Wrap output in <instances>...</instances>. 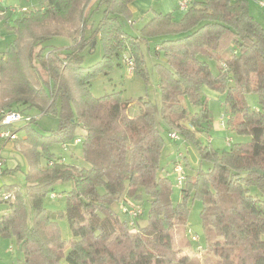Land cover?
Returning a JSON list of instances; mask_svg holds the SVG:
<instances>
[{"label":"trees","instance_id":"obj_1","mask_svg":"<svg viewBox=\"0 0 264 264\" xmlns=\"http://www.w3.org/2000/svg\"><path fill=\"white\" fill-rule=\"evenodd\" d=\"M134 1L39 0L40 8L16 17L1 12L15 38L0 51V132L24 145L28 173L25 194L10 186L0 197L10 205L0 215V236L16 238L26 264H264V26L250 14L249 0H193L179 20L155 12L130 35L123 23L134 22ZM61 37L71 45L49 44ZM156 38V54L165 58L156 66L160 108L141 100L140 114L131 117L130 102L119 93L92 95V81L126 53L133 73L146 77L142 43ZM98 42L102 61L85 67L82 51L94 52ZM204 87L225 98L228 131L250 142L228 140L230 148L221 153L201 143L212 127ZM253 93L257 108L247 101ZM185 100L198 110H187ZM12 113L22 121L5 124ZM46 115L58 117L48 133L37 128ZM78 129L85 131L82 138H76ZM171 133L181 140H171ZM167 137L194 144L200 161L187 173L177 205L170 179L160 174ZM78 139L87 166L49 153ZM184 165L188 172L186 155ZM59 183L72 189L64 212L56 214L44 200ZM191 199L203 203L204 247L187 234ZM134 206L142 213L131 220L123 208ZM58 217L67 219L73 235L68 253Z\"/></svg>","mask_w":264,"mask_h":264},{"label":"rangeland","instance_id":"obj_2","mask_svg":"<svg viewBox=\"0 0 264 264\" xmlns=\"http://www.w3.org/2000/svg\"><path fill=\"white\" fill-rule=\"evenodd\" d=\"M261 2L264 0H249V11L254 18H256L264 26V7L261 6ZM40 8L39 0H0V14L5 11L6 18L16 17L23 13L25 10ZM157 8V7H154ZM158 10V9H157ZM16 11V14L13 12ZM177 13V12H176ZM183 13H177L175 16L177 20L182 17ZM153 17H147L141 19L140 14H133L132 23L124 22V29L130 35L138 34L146 23ZM101 18V14H97L93 17V20L97 22ZM47 29H52L53 24H47ZM38 29V28H37ZM66 36V32L64 31ZM15 36L7 31L4 25V20L0 17V51H5L6 47L14 40ZM161 42V38L151 39L148 43H142V53L144 68L146 71V77L141 76L136 72L129 71V67L126 65L124 58L127 53L119 58H114L111 67L108 68L107 74H99L91 84V93L96 98H103L105 96L119 93L123 101H129L130 106L128 108V114L131 117H136L141 112L142 103L141 100H149L155 104L158 108L162 105V98L160 93V76L157 70V64H164V54H156V45ZM31 44V40L25 41L23 47L26 48ZM52 46L68 47L71 45V39L61 37L55 38L49 42ZM84 55V66L91 67L102 61L103 59V47L98 42L94 52H90V49L82 51ZM130 59V58H129ZM211 70L213 73L217 72V65L215 62H210ZM203 97L207 100V107L210 112V121L212 124L209 134H203L200 136V141L204 146H208L219 153L228 150L230 147L227 145V141L231 140L234 143H247L251 141L249 136H241L236 133H231L226 128V118L228 108L224 104V97L219 93L211 90L208 87L202 89ZM247 101L252 108L259 106V98L257 94L247 95ZM184 105L187 110L196 112L198 109L193 106L188 100L184 101ZM34 114V113H33ZM58 127V117L46 115L40 121H38L37 128L48 133L50 129H56ZM85 131L78 129L76 132V138H82ZM24 133L20 132V137H24ZM8 147V148H6ZM24 145L13 141H0V162L3 164L4 171L0 175V197L3 196L7 187L15 186L25 194L27 190L26 175L28 173V163L23 154ZM181 152L187 157L190 164V169L187 173H192L200 167L199 156L197 148L192 143H175L167 137V144L164 149L163 157L161 159V172L163 176H168L172 184V200L175 205L182 201L181 189L176 187V174L173 170V162L176 159V155ZM49 153L55 156H63L68 164H75L78 166H87L83 160V150L81 144L75 145L70 142L67 150L61 145H55L50 148ZM203 169H207V165L203 164ZM72 189L71 183H59L55 186L53 192L49 194L44 200L45 208L52 213L60 214L64 212L66 206L67 193ZM55 195V198L52 197ZM146 199V198H145ZM188 217H187V234L190 238L198 237L201 241V245H206V235L201 218V212L203 209V203L201 200H189L188 203ZM9 204L6 202H0V215L5 213L9 208ZM119 210L120 205H115ZM144 210L148 211L149 203H143ZM58 227L60 230L62 240L66 241L65 253H68L70 249L69 241L72 239V232L69 227V223L65 217L57 218ZM144 224V223H142ZM180 234L175 232V241H178ZM196 242H192L191 248L196 247ZM12 249L10 252L9 249ZM191 250V249H190ZM189 251H186V253ZM25 257L21 252L16 238L11 236H0V264H26Z\"/></svg>","mask_w":264,"mask_h":264},{"label":"built area","instance_id":"obj_3","mask_svg":"<svg viewBox=\"0 0 264 264\" xmlns=\"http://www.w3.org/2000/svg\"><path fill=\"white\" fill-rule=\"evenodd\" d=\"M193 0H179L178 1V10L182 13H185L188 11L192 4ZM262 7H264V2L260 3ZM126 64L129 67V71L132 74L133 68H132V60L131 59H126ZM226 120L228 119V116H224ZM22 117L18 114H10L7 116L5 119L4 123L5 124H13V123H19L22 121ZM28 120V119H27ZM169 138L171 140L179 141L181 138L179 135L176 133H171L169 134ZM17 139V136L15 134L10 133L9 131L6 132H0V141H14ZM81 141L78 139L76 140L75 144H79ZM228 145H230V141H228ZM66 146H64L65 149ZM184 158L185 155L184 153L179 152L176 155V159L173 162V170L174 173L176 174V187L181 189L183 187V184L186 180L187 177V170L184 165ZM3 172V164L0 162V175ZM53 198H55V195H52ZM123 212L127 214V216L131 219L134 220L136 217H138L142 213V209L138 206H134L131 208H123ZM194 241H198V237H193Z\"/></svg>","mask_w":264,"mask_h":264},{"label":"crops","instance_id":"obj_4","mask_svg":"<svg viewBox=\"0 0 264 264\" xmlns=\"http://www.w3.org/2000/svg\"><path fill=\"white\" fill-rule=\"evenodd\" d=\"M178 1L179 0H135L130 5V9L133 14H140L142 16L141 19H146L150 17V15L154 16L155 12L174 13V16H176L177 13H182L178 10ZM135 23L136 22H133L132 25H135ZM9 250L12 252L11 248Z\"/></svg>","mask_w":264,"mask_h":264}]
</instances>
